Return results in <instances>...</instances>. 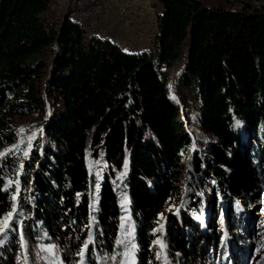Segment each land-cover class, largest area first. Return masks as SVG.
<instances>
[{
  "label": "trees",
  "instance_id": "trees-1",
  "mask_svg": "<svg viewBox=\"0 0 264 264\" xmlns=\"http://www.w3.org/2000/svg\"><path fill=\"white\" fill-rule=\"evenodd\" d=\"M53 1L0 0V219L14 213L0 232V264H42L45 244L64 264H102L116 249L122 192L138 264H162L163 253L168 264H211L212 249L223 259L232 246L219 244L223 233L235 240L250 223H235L222 203L261 178L264 7L159 0L154 47L130 53L87 32L70 10L47 23ZM179 61L181 105L169 84ZM41 111L48 119L26 160L24 128ZM204 199L208 228L198 221ZM172 200L178 209L156 231Z\"/></svg>",
  "mask_w": 264,
  "mask_h": 264
},
{
  "label": "rangeland",
  "instance_id": "rangeland-1",
  "mask_svg": "<svg viewBox=\"0 0 264 264\" xmlns=\"http://www.w3.org/2000/svg\"><path fill=\"white\" fill-rule=\"evenodd\" d=\"M70 4L73 6L72 0H68L65 4L60 2V0H54L50 10L43 14V18L49 24L53 22L58 24L61 23L67 11L70 10L71 16L74 12V9L69 8ZM99 4L101 7L99 8L100 12H98L95 17V24H92V22L87 24L85 21H82V23L78 22L84 29H86L87 32L96 34L102 38L110 39L118 43L125 51L130 53H139L154 47L157 34L154 35L151 42L147 41L146 36H144L145 32H142L143 28L137 26L140 25V23H137L136 16L140 13L143 14L146 8L152 7L158 19V16L162 13V6L159 0H99ZM86 11L91 13V10H87V8ZM54 55L55 54H50V61L54 59ZM183 65L184 61L177 62L175 66L170 69L169 76L171 93L180 105L182 102L179 97L176 80L179 72L183 68ZM46 82L47 79L43 82L44 88L46 87ZM51 101L52 98L46 105L48 111L53 108V103ZM44 116V111L39 112L36 116H34L35 120H32L31 124H27L24 128L26 130V136L22 156L26 160L29 159L35 142L43 134V128L39 124L46 123L48 118H45ZM25 153H27V155H25ZM22 165H24V163ZM261 166V178L258 181L257 186L252 187V192H244L239 196H233V198L231 197L232 200L230 201V204L228 203L226 205V203H222V206L225 205L229 208V210H232V214L230 215L235 216V223H238L240 219L244 220L246 223H250V227L247 226L248 231L244 229H237L240 233L239 236H236L235 240L234 236L232 237L231 235V231L227 230L224 232L220 238L219 244L221 245L224 239L226 242H230L232 244V250L228 251V254H224L223 259L220 260V258L216 255L218 254L216 253V250L212 249L209 254L211 264H229L232 256H238L234 264H264V159L261 162ZM247 169V165H245L243 170L247 171ZM21 173L22 170H20L16 176V182L18 183L23 181L24 172L22 176ZM124 174L125 171L123 170L117 177L118 179L116 184L120 188H123L122 180L124 178ZM240 174L241 172L238 174L236 181L238 182L239 179H241L239 184L242 185L244 177H241ZM10 182L11 180L9 179L8 183ZM201 195L205 196L204 193H201ZM121 196L124 215L122 216L119 236L116 241V249L112 255L105 257L102 264H138L137 251L140 247L138 245V241L136 240V223L131 215L127 194L122 192ZM125 199L127 200V203H125ZM178 205L179 204H177L175 200L169 201L166 204V207L160 214V224L158 227L161 225H163V227L165 226L164 221L168 213L176 212ZM221 214H223V211ZM5 216H3L0 221H2ZM201 216L202 217L198 218V221L203 223V225L208 228V226L212 223V212L208 209L205 199L203 201ZM13 217L14 213L10 221ZM222 225L223 222L220 223V226ZM0 227H3V225L0 224ZM238 227L242 228V225ZM118 241H123V243H118ZM234 242L242 247H233ZM133 245H135L134 248ZM49 246L52 247L51 252L42 251V248H48ZM238 248H240V251ZM38 252H40L39 259L42 264H64L60 252L51 244L41 245ZM26 259L29 260V256H27ZM162 264L168 263L162 260Z\"/></svg>",
  "mask_w": 264,
  "mask_h": 264
},
{
  "label": "crops",
  "instance_id": "crops-1",
  "mask_svg": "<svg viewBox=\"0 0 264 264\" xmlns=\"http://www.w3.org/2000/svg\"><path fill=\"white\" fill-rule=\"evenodd\" d=\"M60 2L65 4L68 0H60ZM136 19L137 23H140L137 26L143 28L142 32H145L144 36H146L147 41L151 42L154 35L158 32V19L154 9L152 7L146 8L143 14L140 13L136 16Z\"/></svg>",
  "mask_w": 264,
  "mask_h": 264
},
{
  "label": "snow or ice",
  "instance_id": "snow-or-ice-1",
  "mask_svg": "<svg viewBox=\"0 0 264 264\" xmlns=\"http://www.w3.org/2000/svg\"><path fill=\"white\" fill-rule=\"evenodd\" d=\"M170 87H171V86H170ZM20 131L22 132L23 129H21ZM0 155H3V154L0 153ZM25 155H27V153H25ZM13 199L15 200L16 197L14 196ZM125 203H127V200H126V199H125ZM13 210L15 211V205H13ZM12 216H13V213L10 212V213L7 214V216L4 217V219H3L2 221H0V224L3 225V227H0V232H4L6 229H8V227H9V221H10V219L12 218ZM162 218H163V216H162ZM156 231H163V225H161L160 228L156 229ZM0 243H3V241L0 240ZM118 243H123V241H118ZM155 243L160 244V245L163 247V242H162L161 240L158 239ZM84 247H85V249H87L88 246L85 245ZM134 247H135V245H133V248H134ZM42 251H48V252H51V251H52V247L49 246L48 248H42ZM79 255H80L81 257H83V256H84V251L82 250V251L79 253ZM159 258H160V256L158 255V256H157V259H159Z\"/></svg>",
  "mask_w": 264,
  "mask_h": 264
},
{
  "label": "built area",
  "instance_id": "built-area-1",
  "mask_svg": "<svg viewBox=\"0 0 264 264\" xmlns=\"http://www.w3.org/2000/svg\"><path fill=\"white\" fill-rule=\"evenodd\" d=\"M80 6H87V10H91V17L85 23L90 24L92 22V24H95V17L100 12L99 8L101 7L99 0H79V6H71L70 4L69 8H77Z\"/></svg>",
  "mask_w": 264,
  "mask_h": 264
},
{
  "label": "bare ground",
  "instance_id": "bare-ground-1",
  "mask_svg": "<svg viewBox=\"0 0 264 264\" xmlns=\"http://www.w3.org/2000/svg\"><path fill=\"white\" fill-rule=\"evenodd\" d=\"M73 6H79V0H72ZM87 6H80L74 9V12L72 14L73 20L82 23V21L88 20L89 17H91V13L86 11ZM89 14V15H88ZM81 17V18H80Z\"/></svg>",
  "mask_w": 264,
  "mask_h": 264
},
{
  "label": "water",
  "instance_id": "water-1",
  "mask_svg": "<svg viewBox=\"0 0 264 264\" xmlns=\"http://www.w3.org/2000/svg\"><path fill=\"white\" fill-rule=\"evenodd\" d=\"M233 1L257 8L264 7V0H233ZM22 174L23 171L21 173V176Z\"/></svg>",
  "mask_w": 264,
  "mask_h": 264
}]
</instances>
